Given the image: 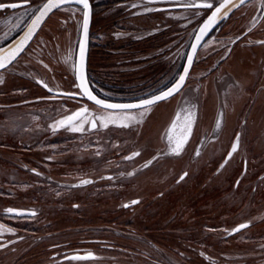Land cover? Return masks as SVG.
<instances>
[{"label":"rangeland","instance_id":"obj_1","mask_svg":"<svg viewBox=\"0 0 264 264\" xmlns=\"http://www.w3.org/2000/svg\"><path fill=\"white\" fill-rule=\"evenodd\" d=\"M92 1L94 5L103 6L102 10L107 7L99 5V0ZM237 8L228 13V19L237 13ZM106 12L98 11L95 21H107ZM195 12L196 16L200 14L198 10ZM18 14L19 26L22 22L25 25L23 12L20 10ZM81 15V9L74 4L49 14L23 54L0 70V175L3 177L0 213L9 215L4 219L1 236L8 241V248H19L21 254L31 248L22 258L24 264H45L47 248H79L82 255L94 254V258L79 262L94 260L99 264H114L112 261L117 259L129 263L151 261L152 258L160 260L157 264H264V203L260 193L256 198L252 192V170L256 164L252 152L256 147L248 135L249 130L252 132L251 113L243 137L241 160L237 154L228 161L223 172L212 170L205 174L202 171L206 164L204 153L189 162L193 176L185 184L174 187L168 183L164 188L152 189L126 186V182L146 179L116 172L122 167L124 145L129 142L124 141L122 151L118 153V149L113 150L110 146L118 147V144L97 141L94 131H88L86 124L81 132L69 130L70 126H57L58 121L72 115L79 106L86 107L88 114L99 111L97 117L115 114L122 118L125 114L100 111L90 103L49 91L54 88L74 89L72 68ZM196 18L197 24L200 17ZM13 19L8 14L0 17V50L21 34L11 36L14 30L10 21ZM180 19L188 21L187 13L181 12ZM192 30L180 23L178 36L181 43ZM103 52L93 51L91 54L93 69L98 59L104 58ZM107 62L103 59L100 64ZM195 76L190 77L195 79ZM224 78L229 83L235 77ZM44 84L48 87L45 88ZM194 85L192 104L199 110L203 121L206 113L204 82L202 87ZM187 89V93L191 91ZM216 92L218 94V90ZM22 111L25 113L23 117L20 115ZM263 112L264 106L260 108L258 121ZM79 123L77 120L71 126ZM22 126L25 127L24 134L20 133ZM245 162L248 164L246 172L243 169ZM32 168L40 174L30 172ZM234 168L236 172L232 173ZM22 173L24 180L19 177ZM106 173H113L114 177L105 179ZM86 176H98L101 180L98 184L78 186V180ZM236 181L238 185L234 187ZM109 183L114 186L108 187ZM162 190L164 195L160 196ZM135 198H142L144 203L133 204L131 201ZM128 201L131 205L125 207ZM17 203L37 209L39 214L26 218L24 216L32 212L19 210L24 216L19 217L18 226L13 227L12 213L7 212L11 207L7 208V205L16 206ZM179 213L184 218L175 217ZM185 222L193 225L181 227ZM241 223L249 226L232 234ZM9 228L12 232L7 231ZM182 228L189 230L190 236L186 239L190 238V242L184 248H176L182 245L177 237ZM137 238L142 239L139 240L141 245L150 244L152 239L159 248L135 250L119 247L134 244L130 241ZM12 259L10 256L3 264H10Z\"/></svg>","mask_w":264,"mask_h":264},{"label":"flooded vegetation","instance_id":"obj_2","mask_svg":"<svg viewBox=\"0 0 264 264\" xmlns=\"http://www.w3.org/2000/svg\"><path fill=\"white\" fill-rule=\"evenodd\" d=\"M46 1L0 0V4L6 5L0 8V17L7 14L10 18L14 17L10 21L14 30L11 36L22 33L30 24L38 9ZM99 2L101 3L99 5H106L107 7L102 10L100 8L103 6L94 5L92 0H88L90 25L88 30L86 77L91 91L96 96L114 102L146 99L166 90L167 87H171L185 67L198 27L212 10L202 6L196 7V5L213 2L214 6H216L215 0H99ZM11 4L19 6L16 8L7 6ZM69 4L76 5L81 11L83 9V5L76 3L75 0H70L55 8L50 14ZM185 5H193V7H186ZM20 10L23 12L22 18L25 23L24 25L22 22L21 26H19L18 14ZM197 10L200 11L198 16H196L195 12ZM237 10V13L231 19L226 17L224 20L219 21L200 43L181 90L174 96L156 102L147 109L143 107L127 110L109 109L91 102L81 94L79 87H77L79 83L75 75V58L72 68L74 89H51L55 95L79 99L80 102L90 103V105L100 111L108 113L130 112L132 116L136 117V120L133 121L123 120L122 118L116 119L115 123L106 121L108 122V127L106 128L100 126L99 121H97L98 126L96 128H92L90 123H86L87 130L94 131V139L96 138L97 141L102 140L108 141L110 144H118V147L110 145L111 149H118V153L122 151V143L124 141L129 142L127 146L124 145L125 157L132 156L133 152L140 153V155L132 159L121 161L122 167L116 169V172L133 173L129 176H139L146 180L126 182L124 185L152 189L164 188L168 183H172V186L179 187L193 176L191 175L192 171L189 167V162L204 153L206 154H204L206 164L202 167V171L205 174L207 171L211 172L212 170L215 173L223 172L227 167L228 161L233 156L238 154L241 160L243 137L249 124L248 117L251 113L252 116L250 118L253 120L251 124L252 127L256 128L254 133L250 132V130L248 132V135L252 137L253 147H256L254 151L252 150V156L256 159V164H254L255 166L252 170V175L254 176L252 192L256 198H259L260 193L261 200H263L262 203H264V112L262 119H259V121L256 119L260 114V108L264 106V43H260L264 41V0H247L239 5ZM98 11H107L104 16L108 20L95 21L94 16ZM181 12L187 13L188 21L185 22L180 19ZM81 16L77 31L76 49L82 35L83 12ZM196 17H200L197 24L195 22ZM180 23H184L187 28L193 29L189 37L182 43L178 36ZM20 29L22 30L18 32ZM173 32H176V35ZM101 50H104V58H99V62L95 64L96 68L93 69L91 67V54L93 51ZM103 59L105 61L108 60V62L100 64ZM116 61H119V63H116ZM121 61H126V63L121 64ZM228 66L230 68H227ZM192 74L196 75L195 79L190 77ZM226 76H234L235 78L229 84L225 81L224 77ZM192 78L193 81H191ZM203 82L205 87L203 103L206 113L202 121L199 110H197L195 104H192L194 97L192 94H194L195 90L194 83L196 86L202 87ZM187 88L191 89L188 92L189 94L187 93ZM56 90L72 92L76 93V95L57 94L53 92ZM217 90L218 94L217 92L215 93ZM162 104L168 105L170 110L166 121L158 127L154 137H152L151 133L145 135L144 129L148 121ZM80 108L83 107L79 106L76 111ZM187 112L192 114L191 135L180 155H175L171 152L172 145L169 143V129L172 130L174 137L179 136L180 128L184 125ZM96 113H99V111L87 114L88 118L97 117ZM217 120L221 122L219 130L216 129ZM174 121L175 127H173ZM125 123L129 126H121ZM237 135L239 137L237 150L232 153L231 158H228L227 163H225L226 155L232 143L236 141ZM115 138L118 139L113 142ZM255 139L256 141H254ZM254 142L256 143L254 144ZM197 151L199 155L196 154ZM163 152L169 153L163 155ZM153 157H157V159L152 160ZM182 157L186 161L185 163L178 162V160L182 162ZM149 160H152V163L148 167H144ZM33 161L37 162L35 159ZM222 164L224 165L223 167H221ZM245 164L243 169L246 172L248 164L246 162ZM30 170V172L40 174L36 168ZM234 170L232 173L236 172V168ZM185 173L187 175H184ZM200 173L201 170L198 174ZM181 176H183V179H180ZM113 177V173L104 175L105 179ZM83 179L90 180L91 183L82 184L80 181ZM255 179L256 183L254 184ZM1 180H3V177L0 175V184L2 183ZM100 180L101 178L98 176L97 178L86 176L78 180L79 183L77 182V185L98 184L97 182ZM238 181L235 182L234 187H237ZM111 185L114 186L109 183L108 187ZM0 186H3V184ZM159 194L160 196L164 195L163 190L159 191ZM132 201H138L137 203H139L142 198H135ZM131 202H125V205L129 207ZM141 203L144 202L142 201ZM9 207L17 210V212H13L10 215V218L13 219L12 223L15 222V224L11 223L13 227L18 226L19 217L24 216L19 213V210L34 212L35 215L39 214L37 209L35 211V208L30 206L25 208L19 206L18 203L16 206L7 205V208ZM35 215L30 213V215L26 214L24 217L31 218V216ZM179 215L175 217L184 218L181 213ZM6 217H9V215L0 213V225L5 223L4 219ZM185 223H181L180 226L187 227V225L192 224L191 222ZM181 230L180 233H177V237L182 245H178L176 248H184L190 242V238H188L189 240L186 239L187 236H190L187 232L189 230L185 228ZM240 231L242 229L238 232ZM238 232L232 231V234ZM139 240L142 239L129 240L130 243L134 242V244H125L119 247L135 250L138 248H159L152 239L150 244L146 243V245H141ZM0 245H7L6 247H0V264L7 263V259L10 256L13 258L10 264H24L22 258L31 249L27 248L29 250L21 254L19 248H14V246L13 248H8V241L4 240L1 235ZM190 245H187V247H190ZM46 251L45 264L100 263L94 260L79 262V260L64 259L65 256L70 257L77 254L83 256L79 253V248H47ZM138 251L141 252L142 250L139 249ZM140 257L143 258V256ZM150 260H146L147 262L135 261L126 263L117 259L112 262L114 264H157L160 262L158 258Z\"/></svg>","mask_w":264,"mask_h":264},{"label":"snow or ice","instance_id":"obj_3","mask_svg":"<svg viewBox=\"0 0 264 264\" xmlns=\"http://www.w3.org/2000/svg\"><path fill=\"white\" fill-rule=\"evenodd\" d=\"M27 2V0H25ZM69 2V0H47V3H44L41 8L38 9V15H35V18L32 20V25L29 29V32L26 33L24 40L21 41L20 45L17 46V49L14 52H11L7 54L5 57H0V69H5L7 68L8 64H10L17 55H19V52L23 50L22 45L27 41L28 39L31 38L34 29L38 28L40 25V22L48 15L49 12L52 11L54 8H58L61 4ZM76 3L83 5V21H82V32L83 36L86 38L87 33H88V25H89V12L87 9L89 8V3L88 0H75ZM244 0H240V3L242 4ZM231 3V0H224V3H220V0H215V4L218 6H215V10L212 11V14L208 16L207 20L204 22V24L200 28V35L196 37V43L193 44L192 47V52L193 54L196 52L197 47L199 46L200 40L203 39V36L208 33V31L218 22V14L221 12V9L225 8L227 4ZM6 5L0 4V8L5 7ZM8 7L16 8L19 5L17 4H11L7 5ZM186 7H193V5H185ZM204 7L207 9H213L214 8V3L213 2H205L202 5H196V7ZM239 5L233 4V7H238ZM231 11V9H229ZM228 13L225 12L223 17H220V19H223L224 17H227ZM260 43H264V41H261ZM84 40H81L79 42V57L81 64L83 63L84 59ZM70 58V57H69ZM5 60H7V63H5ZM188 64L191 65L193 62V55H189L187 58ZM47 67V65H45ZM188 73V68L184 69V74L179 75L178 79L173 83L171 87H167L166 90L162 91L159 95H154L150 99H145L140 101L138 105H116V104H106L104 100L98 99L96 96L92 95L90 90H87L85 88V85L83 83V76H80L79 79L81 80V83L77 85V87L80 88H85L84 94L91 100L95 102V104L100 105L102 107H107L109 109H132V108H140L143 107L147 109L149 106L153 105L156 102H159L161 100H165L169 97L174 96L176 93H178L181 88L184 86V81L186 79ZM42 83V82H41ZM45 88H47V84L43 85ZM51 91V89H49ZM195 107V106H193ZM88 109L86 107L80 108L78 111L74 112L72 115H69L65 117L64 120L58 121L57 126L58 127H65V126H70L69 130L71 131H76V132H81L84 131L83 125L86 123H90L92 128H96L98 126L97 121H99L100 126L102 127H108V122L110 121L112 123H115V120L121 117H116L115 114H110L108 117L105 116H98L92 119L88 118ZM179 115V114H178ZM123 120H128V121H133L136 120L135 116L129 115L127 112L122 117ZM77 120H79V125L77 126H71L73 125ZM192 114L191 112H187L185 116V122L184 125L180 128L179 136L174 137L172 135V130L169 129V143L172 145L171 147V152L172 154L175 155H180L181 151L184 148V145L188 142V138L191 135V129H192ZM121 126L123 127H128L129 125L127 123L122 124ZM173 127H175V121L173 122ZM221 127V122L220 120H217L216 122V129L219 130ZM238 135L236 137V142H233L231 145V151L228 153V158H231L232 153H234L237 150L238 147ZM199 155V152L197 151L196 153ZM99 155V153H97ZM140 155L139 152H133L132 156L125 157V159H132L136 156ZM157 159V157H153L152 160ZM152 160H149L147 164L144 165V167H148L151 163ZM225 163H227V159L225 160ZM224 165L222 164L221 167ZM133 173H129V175H132ZM184 175H187L185 173ZM180 179H183V176L180 177ZM82 184H87L91 183L90 180H82ZM138 201H132L133 204L137 203ZM125 207H128V205H125ZM8 213H13L17 212V210L9 208L7 209ZM22 214V213H20ZM32 215H35V213H31ZM248 224H240L236 228H234L232 231L233 232H238L241 229H244L248 227ZM8 232H12V229H7ZM4 232V227L3 225H0V235H3ZM7 245H0V247H6ZM90 258H94L93 253H88L86 255H72V256H65L64 259L66 260H87Z\"/></svg>","mask_w":264,"mask_h":264},{"label":"water","instance_id":"obj_4","mask_svg":"<svg viewBox=\"0 0 264 264\" xmlns=\"http://www.w3.org/2000/svg\"><path fill=\"white\" fill-rule=\"evenodd\" d=\"M70 1V0H69ZM247 0H244V2L243 3H245ZM45 3H47V1L45 2ZM220 3H224V0H221L220 1ZM44 4V3H43ZM64 4V3H63ZM233 4H236V5H241V3H240V0H231V3H229V4H227L226 6H225V8H223V9H221V12L223 11V10H225V12H227V13H229L230 11H229V9H231V11L235 8V7H233ZM62 5V4H61ZM43 6V5H42ZM41 6V7H42ZM216 6H218V5H216ZM40 7V8H41ZM55 9V8H54ZM54 9H52V11L54 10ZM215 10V6H214V8L209 12V14L204 18V20L201 22V24H200V26L198 27V29H197V31H196V33H195V36H194V39H193V42H192V44H191V46L193 45V44H195L196 43V37L198 36V35H200V28H201V26L204 24V22L207 20V18H208V16H210L211 14H212V11H214ZM87 11L89 12V25H90V9L88 8L87 9ZM221 12L218 14V22L219 21H221V19H220V17H223V15L224 14H221ZM39 13H38V11H37V13L35 14V15H38ZM50 14V12L48 13V15ZM47 15V16H48ZM46 16V17H47ZM46 17H44V19L40 22V25H39V27L41 26V24L43 23V21L46 19ZM34 18H35V16H34ZM33 18V19H34ZM32 19V20H33ZM217 22V23H218ZM216 23V24H217ZM215 24V25H216ZM31 25H32V21L30 22V24L25 28V30L18 36V37H16L10 44H8L7 46H5L4 48H2L1 50V52H0V57H5L7 54H9V53H11V52H14L16 49H17V46L18 45H20V43H21V41L22 40H24V37H25V35H26V33H28L29 32V29H30V27H31ZM89 25H88V30H89ZM214 25V26H215ZM214 26H212V28L214 27ZM39 27L38 28H36V29H34V31H33V34H32V36H31V38L30 39H28L27 41H25V43L22 45V48H23V50L27 47V45L29 44V42L31 41V39L33 38V36L36 34V32L38 31V29H39ZM211 28V29H212ZM211 29L208 31V33L211 31ZM207 33V34H208ZM206 34V35H207ZM206 35H204L203 36V39L206 37ZM203 39L202 40H200V42H199V45H200V43L203 41ZM81 40H84V49H85V51H84V59H83V63L81 64V61H80V57H79V44H78V46H77V49H76V57H75V75H76V78H77V81H78V83L80 84L81 83V80L79 79V77L80 76H83V83H84V85H85V88L87 89V90H90L91 91V89H90V87H89V84H88V82H87V77H86V64H87V52H88V33H87V37L85 38L84 36H83V32H82V35H81V38H80V41ZM79 41V42H80ZM198 48V47H197ZM23 50L22 51H20L19 52V55H17L16 56V58L11 62V63H13L19 56H20V54L23 52ZM197 50V49H196ZM195 54V53H194ZM194 54H193V52H192V47H190V51H189V55H193V57H194ZM5 63H7V60H5ZM10 63V64H11ZM10 64H8V66L10 65ZM7 66V67H8ZM190 67H191V65H189L188 64V61L186 60V64H185V67H184V69L185 68H188V72H189V69H190ZM184 69H183V71H182V73H181V75L182 74H184ZM0 70H2V69H0ZM187 75H188V73H187ZM187 77V76H186ZM85 88H80L79 87V89H80V92H81V94L82 95H84L87 99H89L85 94H84V92H85ZM53 92H55V93H57V94H62V95H76V93H72V92H66V91H62V90H56V91H53ZM91 93H92V95H94V96H96L92 91H91ZM161 93V92H160ZM160 93H158V94H156V95H159ZM98 99H101V100H104L105 101V103L106 104H116V105H129V104H131V105H138L139 103H140V101H142V100H145V99H140V100H135V101H127V102H114V101H109V100H106V99H102V98H100V97H98V96H96ZM151 97H149V98H146V99H150ZM91 102H93V103H95L93 100H91V99H89ZM100 106V105H99ZM105 108H107V107H105ZM133 109V108H132ZM120 110V109H119ZM196 114V113H195ZM236 142V141H235ZM185 146V145H184ZM231 151V148H230V150H229V152ZM228 152V153H229ZM167 153H169V152H163V155H167ZM226 159H228V154L226 155ZM83 180H86V179H83ZM82 181V180H81ZM80 181V182H81ZM79 183V182H78Z\"/></svg>","mask_w":264,"mask_h":264},{"label":"bare ground","instance_id":"obj_5","mask_svg":"<svg viewBox=\"0 0 264 264\" xmlns=\"http://www.w3.org/2000/svg\"><path fill=\"white\" fill-rule=\"evenodd\" d=\"M225 10L221 12V14H224ZM3 50V49H2ZM0 50V52L2 51ZM244 78V77H243ZM169 106L166 104H162L158 107L157 111L152 115L151 119L148 121L145 129H144V134H150L152 137L155 136L156 130L158 127L166 121L168 115H169ZM251 131L254 133L256 131L255 127H252ZM151 137V138H152Z\"/></svg>","mask_w":264,"mask_h":264},{"label":"trees","instance_id":"obj_6","mask_svg":"<svg viewBox=\"0 0 264 264\" xmlns=\"http://www.w3.org/2000/svg\"><path fill=\"white\" fill-rule=\"evenodd\" d=\"M22 112H23V111H22ZM22 112H21V113H22ZM20 115L23 117V116H25V113L23 112V113H22V114H20ZM7 117H8V115H7V116H5V118H7ZM11 117H12V116H11ZM12 118H14V117H12ZM28 124H29V123H28ZM23 126H27V125H23ZM23 126H22V127H20V133H23V134H24V133H25V132H24V130H25V127H23ZM10 131H11V130H10ZM29 173H30V172H29ZM20 177H21V179H23V180H24V174H23V173H22V175H20ZM25 179H26V178H25Z\"/></svg>","mask_w":264,"mask_h":264}]
</instances>
